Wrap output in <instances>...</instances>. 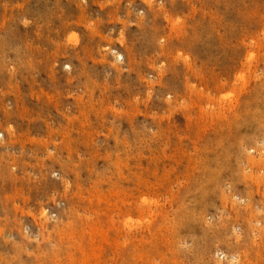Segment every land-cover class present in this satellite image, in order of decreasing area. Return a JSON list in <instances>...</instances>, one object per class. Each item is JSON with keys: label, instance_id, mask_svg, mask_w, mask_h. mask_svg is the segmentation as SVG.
<instances>
[{"label": "rangeland", "instance_id": "1", "mask_svg": "<svg viewBox=\"0 0 264 264\" xmlns=\"http://www.w3.org/2000/svg\"><path fill=\"white\" fill-rule=\"evenodd\" d=\"M0 264H264V0H0Z\"/></svg>", "mask_w": 264, "mask_h": 264}, {"label": "bare ground", "instance_id": "2", "mask_svg": "<svg viewBox=\"0 0 264 264\" xmlns=\"http://www.w3.org/2000/svg\"><path fill=\"white\" fill-rule=\"evenodd\" d=\"M252 60V59H251Z\"/></svg>", "mask_w": 264, "mask_h": 264}]
</instances>
